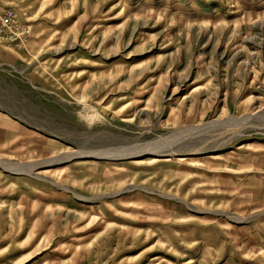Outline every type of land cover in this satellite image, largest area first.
Here are the masks:
<instances>
[{
    "label": "rangeland",
    "instance_id": "obj_1",
    "mask_svg": "<svg viewBox=\"0 0 264 264\" xmlns=\"http://www.w3.org/2000/svg\"><path fill=\"white\" fill-rule=\"evenodd\" d=\"M0 11V264H264V0Z\"/></svg>",
    "mask_w": 264,
    "mask_h": 264
},
{
    "label": "built area",
    "instance_id": "obj_2",
    "mask_svg": "<svg viewBox=\"0 0 264 264\" xmlns=\"http://www.w3.org/2000/svg\"><path fill=\"white\" fill-rule=\"evenodd\" d=\"M15 18V13L14 11H8V12H2L0 11V25L2 26H9L10 28H12V31H14L15 35H17L19 38H20V35H21V38H22V33L18 31V23L16 21V23L11 26L13 24V19ZM20 38V39H21Z\"/></svg>",
    "mask_w": 264,
    "mask_h": 264
},
{
    "label": "bare ground",
    "instance_id": "obj_3",
    "mask_svg": "<svg viewBox=\"0 0 264 264\" xmlns=\"http://www.w3.org/2000/svg\"><path fill=\"white\" fill-rule=\"evenodd\" d=\"M82 153V152H81ZM94 153V152H93ZM80 154V153H79ZM96 154L98 155V153L96 152ZM100 154V153H99ZM104 154V153H103ZM77 155V154H76ZM92 155V154H91ZM91 155H89V156H91ZM95 155V154H94ZM96 155V156H97ZM79 156V155H78ZM99 156V155H98ZM97 156V157H98ZM109 156V155H108ZM93 157V156H92ZM45 163V162H44ZM16 164V163H15ZM14 164V165H15ZM41 164H43V163H41ZM16 166V165H15ZM0 167L1 168H10L11 167V164H9V163H7L6 161H4V162H2V161H0ZM28 168V167H30V164H27V165H25V164H18V166H16V167H14V170L13 171H15L16 173H21L22 172V170H21V168ZM34 167V166H33ZM32 167H30V170H32L31 169ZM12 169V168H11ZM21 170V171H20ZM12 171V170H11ZM18 171V172H17Z\"/></svg>",
    "mask_w": 264,
    "mask_h": 264
}]
</instances>
